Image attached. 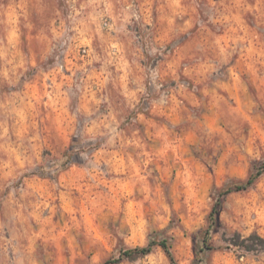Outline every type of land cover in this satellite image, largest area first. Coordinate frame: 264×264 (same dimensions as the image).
Returning <instances> with one entry per match:
<instances>
[{
	"label": "rangeland",
	"instance_id": "1",
	"mask_svg": "<svg viewBox=\"0 0 264 264\" xmlns=\"http://www.w3.org/2000/svg\"><path fill=\"white\" fill-rule=\"evenodd\" d=\"M263 167L264 0H0V264H264Z\"/></svg>",
	"mask_w": 264,
	"mask_h": 264
},
{
	"label": "trees",
	"instance_id": "2",
	"mask_svg": "<svg viewBox=\"0 0 264 264\" xmlns=\"http://www.w3.org/2000/svg\"><path fill=\"white\" fill-rule=\"evenodd\" d=\"M263 172H264V167L262 169L258 170V172L256 174L252 173L243 183L236 185L234 189L242 190V189H247V188L251 187L255 183L257 177L260 176ZM229 191H231V190H229ZM210 219H215V221H217V219H218L217 206H214L212 212L210 213ZM207 234H209V230H207L206 236H207ZM155 245H160L165 250V252H166L167 256L169 257L172 264H179L177 259L174 256L173 252H172V247H171L170 243L165 239H163L159 242L150 241V243H148L145 246H137L135 248L127 249L125 251V255L129 258L145 256V255H147L153 251ZM110 263H113V260L107 259L105 262H103L101 264H110ZM193 264H198V263L194 262Z\"/></svg>",
	"mask_w": 264,
	"mask_h": 264
}]
</instances>
